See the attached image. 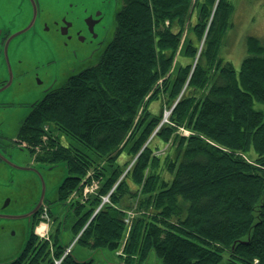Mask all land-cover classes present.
Listing matches in <instances>:
<instances>
[{
	"label": "trees",
	"instance_id": "16d2710c",
	"mask_svg": "<svg viewBox=\"0 0 264 264\" xmlns=\"http://www.w3.org/2000/svg\"><path fill=\"white\" fill-rule=\"evenodd\" d=\"M118 1L99 62L48 91L20 129L67 165V242L117 264H264V42L249 36L236 70L220 57L232 0ZM58 234L53 258L33 232L5 264H54L69 246ZM73 251L62 264H94Z\"/></svg>",
	"mask_w": 264,
	"mask_h": 264
},
{
	"label": "flooded vegetation",
	"instance_id": "af4514ba",
	"mask_svg": "<svg viewBox=\"0 0 264 264\" xmlns=\"http://www.w3.org/2000/svg\"><path fill=\"white\" fill-rule=\"evenodd\" d=\"M75 1L78 13L74 17L72 9L76 4L71 0H0V51L5 62L0 61V236L7 227L27 232L28 241L17 257L26 252L43 211H61L64 217L60 224L67 221L70 213L68 202L60 196L67 176L56 189L52 180L54 168L61 165L67 169V165L61 162L53 167L55 164L39 155L48 157L51 149L36 151L20 136L21 126L39 100L30 104L17 99L15 93L36 87L46 94L61 87L55 85L54 79L46 86L38 69L33 70L34 74L24 71L23 64L29 60L51 58L50 65L57 61L58 68L63 65L72 69L94 59L102 44L99 30L104 26L112 0ZM25 51V55L19 54ZM54 68L51 65L49 70ZM25 76L28 82L31 80L30 86L24 85ZM10 93L14 94L13 99L4 100ZM25 110L18 132L12 135L10 128L17 123L14 113Z\"/></svg>",
	"mask_w": 264,
	"mask_h": 264
},
{
	"label": "rangeland",
	"instance_id": "374dc122",
	"mask_svg": "<svg viewBox=\"0 0 264 264\" xmlns=\"http://www.w3.org/2000/svg\"><path fill=\"white\" fill-rule=\"evenodd\" d=\"M203 1V0H202ZM72 3L76 4V6H73L72 9V15L75 17L77 15V2L75 0H71ZM234 12L232 14V26L227 29L226 34L223 38V44L220 49V57L224 59V61H229L234 64L235 69H240L242 65V61L247 57L248 51H247V38L249 36H255L261 39L264 42V0H232ZM121 7V3L118 0H112L111 4L109 6V11L106 16V19L103 22V28L99 30V36L102 40L101 48L98 50V52L95 54L94 59L91 62L86 63L84 66L76 64L73 66L72 69H66L63 65H60L58 68V62L56 61L54 64V69L49 70L51 68V65L49 64L50 59L42 58L38 61H27L23 64L24 71L34 74L33 70L38 69L40 71V77L44 79V82L47 85L51 84L53 79L54 81H57L55 83L56 86H63L66 80L72 76L74 73H78L80 71H83L84 68L87 66H93L96 63L99 62L101 59L99 56L104 52L105 46L113 39L114 30H115V16L116 11ZM80 14V13H79ZM13 50V48L11 49ZM19 54L25 55V52H20ZM12 55V53H10ZM4 55L0 51V61L5 63L2 58ZM55 58V57H54ZM58 59V58H55ZM54 60V59H53ZM13 61V60H12ZM26 61V60H25ZM2 71L0 70V75L2 76ZM27 76V75H26ZM26 76L22 79L24 85L30 86V81L26 80ZM26 82V83H25ZM45 90L44 89H38L36 87H32L29 92H19L18 94L15 93V96L17 99L20 98V101L26 100L28 103L35 102L37 100H40ZM5 96V95H4ZM7 97L4 98V100L11 99L14 94H7ZM2 95L0 94V99ZM13 99V98H12ZM151 109L154 112H159L160 105L157 102H154L151 104ZM169 110V111H166ZM26 111H20L19 113L15 114V120L17 123H15L10 128V133L12 135H15L18 132L19 125H20V118L22 115L26 114ZM166 111V112H165ZM170 109H164L163 113H165V116L163 118L164 122L167 121V117L170 114ZM181 133L183 135H191L194 133L189 128H181ZM46 139V138H45ZM62 142L65 145L68 143V139L66 137H62ZM164 148V147H162ZM43 148L36 147V151H42ZM157 152H161V150H158ZM39 154V153H38ZM161 154V153H159ZM40 155V154H39ZM68 175V169H64L61 165H57L54 168V171L52 173V180H54L55 188L56 189L63 181V178ZM94 186V185H93ZM91 190V187H85L83 190L84 194L87 193L88 190ZM93 189V188H92ZM93 192V191H92ZM79 200V192H74L71 194L69 200ZM43 217L39 222L36 223V225L39 227L40 225H44V230L41 232H37V237L39 239L38 242H43V244H47L50 246V257L55 256L56 247L54 246V239L57 237V233L59 231L60 236L64 237V240L66 241L65 244L68 245L70 242V239L72 240L73 236L70 232V221L63 223L62 225L66 228L68 226V229H64L62 232L60 221H62V217H64L61 211L54 210L53 213H50L49 211H43ZM130 213V212H129ZM37 227V228H38ZM37 230V229H36ZM58 234V235H59ZM29 236L27 235V232H22L21 230L17 229L16 227H7L4 230V233L2 236H0V264H5L9 261H12L16 259V257L19 255V253L24 249V246L26 245V242L28 241ZM68 241V242H67ZM75 241V240H74ZM72 241L69 246L66 247L65 251H67L70 247H72L74 244ZM64 244V245H65ZM73 244V245H72ZM74 250V255L77 256L80 260H87V258H92V256L95 257L94 264H117L118 263V257L116 254H110L108 252V258L110 261H107L104 256H102L99 253H92L90 250H88L86 247H83L82 245H74L71 249L70 253ZM65 253V252H64ZM70 253L68 255H70ZM53 258V257H52ZM145 264H163L161 260L157 259L155 256H150L149 259L145 262Z\"/></svg>",
	"mask_w": 264,
	"mask_h": 264
},
{
	"label": "built area",
	"instance_id": "2783aa9c",
	"mask_svg": "<svg viewBox=\"0 0 264 264\" xmlns=\"http://www.w3.org/2000/svg\"><path fill=\"white\" fill-rule=\"evenodd\" d=\"M92 189V188H91ZM89 191V190H88ZM105 201H108V198L107 197H104ZM45 212V211H44ZM129 215H131V212L129 213ZM43 217V216H42ZM126 221H129L128 219H126ZM44 230V225H40L37 230H36V235H37V232H41ZM74 244V243H73ZM72 244V245H73ZM74 246V245H73ZM70 247L67 251H65V253L62 255V257L60 258V260H56L54 264H62L63 260L67 257V255L70 253L71 249L73 248Z\"/></svg>",
	"mask_w": 264,
	"mask_h": 264
},
{
	"label": "water",
	"instance_id": "95a60500",
	"mask_svg": "<svg viewBox=\"0 0 264 264\" xmlns=\"http://www.w3.org/2000/svg\"><path fill=\"white\" fill-rule=\"evenodd\" d=\"M64 229H65V227L63 226L62 232L64 231ZM62 236H63V234H62ZM75 259H76L77 263H82V261H85L83 259L80 260L77 256H75Z\"/></svg>",
	"mask_w": 264,
	"mask_h": 264
}]
</instances>
